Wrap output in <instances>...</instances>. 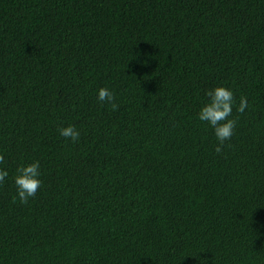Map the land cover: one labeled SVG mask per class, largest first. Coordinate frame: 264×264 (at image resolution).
<instances>
[{"label": "trees", "instance_id": "1", "mask_svg": "<svg viewBox=\"0 0 264 264\" xmlns=\"http://www.w3.org/2000/svg\"><path fill=\"white\" fill-rule=\"evenodd\" d=\"M0 155V264H264V0H0Z\"/></svg>", "mask_w": 264, "mask_h": 264}, {"label": "clouds", "instance_id": "2", "mask_svg": "<svg viewBox=\"0 0 264 264\" xmlns=\"http://www.w3.org/2000/svg\"><path fill=\"white\" fill-rule=\"evenodd\" d=\"M206 95L210 98L209 102L202 106L198 117L214 129V134L219 141L215 151L220 153L224 142L231 139L237 125V120L230 118L236 101L232 89L225 86H216L214 89H210ZM98 99L101 102L110 104L113 110L119 107L115 102L114 93L107 88L102 87L99 89ZM247 107V99L241 97L237 111L244 113ZM59 133L65 138H70L73 142H77L80 137L79 131L72 125L60 128ZM3 162L4 156L0 155V164H3ZM8 175L9 173L6 169L0 168V183H3ZM39 176L38 161L18 167L17 175L14 179L17 196L13 197V201L15 202L18 197L22 204H27L29 198L34 197L41 187L42 181Z\"/></svg>", "mask_w": 264, "mask_h": 264}]
</instances>
